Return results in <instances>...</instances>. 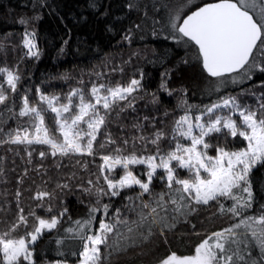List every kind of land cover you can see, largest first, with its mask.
<instances>
[{"label":"trees","instance_id":"16d2710c","mask_svg":"<svg viewBox=\"0 0 264 264\" xmlns=\"http://www.w3.org/2000/svg\"><path fill=\"white\" fill-rule=\"evenodd\" d=\"M167 1L0 0V68H8L20 76L17 89L13 92L6 83V74L0 73V85L7 97L0 104V129H3L0 131V233L7 232L17 223L20 209L27 217L28 226L21 225L12 233L13 238L33 230L36 219L29 213L50 219L59 216L65 208L68 210L60 218L56 229L45 230L31 246L35 264H77L80 261V241L72 238L74 234L66 232V229L74 226L73 221L87 218L89 206L96 203L95 191L103 186L102 179L97 182V177L101 175L99 166L103 163L102 156L115 155L118 148L123 155L132 152L145 156L153 154L156 146L151 144V140L158 131L165 134L159 142L160 148L170 150L176 142L172 139L174 122L185 111H190L195 117L206 106L230 97L235 98L242 108L258 111L260 104H264V71H261L264 54L258 69L251 71L239 84L218 85L219 80L233 73L222 77L210 76L198 58V46L194 42L185 44L173 38V35L179 34L173 33L170 25L172 17L165 15L169 8ZM214 2L218 0H204L191 6L177 22L181 23L198 7ZM177 3L172 5L177 6ZM25 31L34 34L37 57L27 55L28 49L22 44ZM133 79L140 81V87L126 100L117 101L110 110L103 109L102 103L96 105L99 114L105 117V123L93 144V155L70 152L53 156L49 145L12 142L17 129H20V134L24 130L34 134L32 114L25 117L19 115L25 97L30 107L41 109L45 125L59 142L62 133L55 130L56 114L50 109L45 110L47 104L40 101L41 94L58 97L54 104L60 107L68 104V95L73 89H79L86 100L95 103V98L91 96L94 85L126 87ZM162 82H166V87H161ZM105 93L106 89H101L100 95ZM72 103H79L78 96L72 97ZM76 111L78 109H73V112ZM228 114L224 108L214 113ZM63 115L69 116L68 113ZM232 115L234 118L238 116L237 113ZM260 115L264 113L258 111V117ZM207 119L208 116L202 117V120ZM80 128L87 130V124L82 122ZM177 139L180 143H188L182 138ZM206 139L228 151L247 145L243 138H225L216 133ZM86 140L84 138L82 142L86 143ZM41 152L45 153L43 157ZM208 154L215 156V148L209 149ZM130 167L141 174V179L144 178L145 165ZM157 172L161 174L163 169H157ZM178 173L181 179L188 178L186 170L179 169ZM119 175L122 172L117 169L116 178ZM250 179L254 203L245 215L255 216L264 205V167L254 168ZM90 180L93 182L91 185L88 183ZM85 189H91V193ZM41 192L49 195L37 199V194ZM139 192V187L135 186L134 190H125L111 201L104 197L101 203L112 204L109 216L104 218L109 219L115 209L120 208L122 219L137 220L138 206L143 202L156 207L153 201L159 193H166L168 189L164 181L157 179L152 192L145 193L142 200L136 198ZM126 196L133 197V202L126 200ZM168 199L165 196V200ZM223 203L230 206L232 202ZM133 204L137 206V211L131 210ZM218 206L210 202L208 206H197V211L190 215L179 217L176 227L166 232L167 242L159 235L158 226L151 225L150 219L140 229L130 225L134 229L132 233L121 227L120 231L128 238L121 239L119 247L126 250L115 251L102 245V253H111L105 264H159L171 252L181 256L191 255L207 235L235 222L229 215L218 214ZM173 207L171 203L167 206L169 223L177 215ZM48 208L52 211L49 212ZM157 211L161 216L165 215L160 209ZM102 216V212L96 213L93 231L98 228ZM150 225L153 235L144 240L141 233L147 235ZM58 240L61 243L58 244ZM249 241L251 243H247V247L240 245L245 260L239 264H261L264 251L250 235Z\"/></svg>","mask_w":264,"mask_h":264},{"label":"snow or ice","instance_id":"6c2138e0","mask_svg":"<svg viewBox=\"0 0 264 264\" xmlns=\"http://www.w3.org/2000/svg\"><path fill=\"white\" fill-rule=\"evenodd\" d=\"M249 8H258L261 22H258ZM177 18L170 21L174 39L183 41L185 44L194 42L198 46V58L202 61L203 69L212 77H222L226 73H234L244 69L249 64V58L253 56L254 49L264 48V0H218L214 3H206L197 10L187 15L181 23ZM26 34L24 46L28 49L27 55L38 56V50L33 39ZM127 38V37H125ZM184 38H187L185 40ZM259 42V44H258ZM264 71V68L261 69ZM0 73L6 74V83L13 92L17 89V82L20 76L8 68H0ZM140 87V81L133 79L128 86L120 85L108 87L104 84L93 86L91 96L95 98V103L86 100L83 92L73 89L68 95V104L57 107L54 101L59 98L49 97L41 94L39 99L46 102L47 109L55 113L56 131L62 133V140L50 134V129L45 125V117L38 107H30L27 97L24 98V106L19 115L21 117L32 114V128L34 134L24 130L23 135L20 129L16 130L12 138L13 143H28L49 145L51 154L57 153L67 155L68 153L94 154L93 144L97 139L101 126L105 123V117L99 114L96 105L102 103L105 110L120 100H126L127 96ZM161 87H166V82H162ZM101 89H106L105 95H100ZM39 91V90H37ZM78 96L79 103L73 105L72 97ZM3 86L0 85V104L6 101ZM227 109L228 115H214L215 111ZM73 109L78 111L73 112ZM260 113H264V104H260ZM258 111L250 108H242L235 98L224 99L219 103L206 106L200 115L193 117L190 111L180 116L174 122L172 129V139L175 142L170 150L163 151L159 142L164 138L163 132L155 133V138L151 144L156 146L155 152L150 155H137L135 152L123 155L121 149L115 150V155H104L101 157L103 163L99 166L101 175L97 177L99 183L102 179L103 186L95 191L96 203L88 208L87 218L73 221V227L66 229V232L73 233L72 238L80 241L82 250L80 264H105L111 253H102L101 246L121 251L119 242L127 239L120 231L121 227L126 228L128 233L133 232L135 225L137 229L144 227L149 219L151 225L158 226L159 235L167 242L166 232L172 231L179 222V217L190 215L197 211V206H208L210 202L217 203V213L229 215L235 220L229 227L207 235L196 247L192 255H177L171 252L159 261V264H239L245 257L241 255V244L251 243L249 235L254 238L255 244L264 251V205L258 215H245L254 203L252 180L250 176L254 168L264 167V115L258 117ZM68 113V117H63ZM232 113H237L234 118ZM214 115V118H213ZM208 116L207 120L202 117ZM70 121V122H69ZM87 124V130L80 128L81 123ZM198 130V131H196ZM3 131V129H0ZM220 134L227 138L240 137L247 142L246 147L228 151L224 147L213 145L206 138H212V134ZM87 137L86 143L82 140ZM182 138L188 141L187 144L180 143ZM114 143V141H111ZM125 143H127L125 141ZM104 147L103 144L100 145ZM215 148L216 155L211 156L208 150ZM40 155L43 157L44 152ZM175 162V164H173ZM145 165L147 170L142 174L135 173L130 166ZM117 169L122 175L117 176ZM157 169H163V173L158 174ZM186 170L188 178L181 179L178 170ZM202 173L206 175H202ZM164 181L168 192L159 193L153 201L156 207H151L149 203H141L137 212V220L128 221L121 218L120 208L109 219V209L111 202L101 203L104 197L111 201L113 197H120L125 190H134L139 187L137 199H141L145 193L152 192L155 180ZM93 183L91 180L88 182ZM91 193V189H85ZM46 192L37 194V199L48 196ZM165 196L169 199L165 200ZM130 203L133 197H124ZM223 201H231L230 206H226ZM174 205L173 212L177 215L172 217L173 222H168L167 206ZM145 209H149L145 212ZM160 209L165 213L161 216ZM132 211H137V206L133 204ZM51 212L52 209L48 208ZM67 208L59 213V216H52L50 219H43L29 213L36 219V224L31 232H25L23 236L13 238L14 233L21 225L27 228L28 220L20 209L17 223L13 224L7 232L0 233V264H35L33 259V249L37 240L45 230L56 229L62 218L67 213ZM102 212L103 216L99 220V226L93 231V222L96 221V213ZM151 225L147 229V235L141 233L144 240H148L152 235ZM111 241V243H110ZM61 243V241H57ZM59 264V262H58ZM264 264V257L261 259Z\"/></svg>","mask_w":264,"mask_h":264},{"label":"rangeland","instance_id":"374dc122","mask_svg":"<svg viewBox=\"0 0 264 264\" xmlns=\"http://www.w3.org/2000/svg\"><path fill=\"white\" fill-rule=\"evenodd\" d=\"M204 0H168L167 2H168V4H169V8H168V10L165 12L166 14L165 15H169V16H171L172 17V19L173 18H179V17H181L183 14H184V12L185 11H187V10H189V8L192 6H196V5H198L199 3H201V2H203ZM176 2H178L177 4L179 5H177V6H175V5H172V4H174V3H176ZM257 4L259 5L260 4V0H257ZM168 6V5H167ZM175 6V7H174ZM174 7V8H173ZM249 11H250V13H252L253 14V16H254V18L258 21V22H261V17H260V15H259V11H258V8H256V9H252V8H249L248 9ZM26 34H33L32 32H30V31H25L24 33H23V41H22V44L24 45V39H25V37H26ZM28 38L29 39H33V41H34V38H33V36H31V35H29L28 36ZM35 43V42H34ZM34 50H36V49H34ZM264 54V48H262V47H258V48H256V51H255V56L254 57H252L251 58V60H250V62H249V64L248 65H246L245 66V68L244 69H241L239 72H235V73H233L232 75H230L228 78L226 77V78H223V79H221V80H219V82H218V85H225V84H239L240 82H241V80H243V79H245L247 76H248V74H250L251 73V71H253L254 69H258V67H259V64H260V58L262 57V55ZM106 94V93H105ZM105 94H103V95H105ZM224 100V99H223ZM55 105V104H54ZM220 110H222V109H220ZM63 117H65L64 115H63ZM70 122V121H69ZM21 135H23V133L21 134ZM85 138H87V137H85ZM83 143V142H82ZM204 174V173H203ZM202 174V175H203ZM204 175H206V174H204ZM192 254H194V253H192ZM191 254V255H192ZM80 260H81V258H80ZM54 264H58V262L57 263H54ZM59 264H65V263H60L59 262ZM77 264H80V261L77 263Z\"/></svg>","mask_w":264,"mask_h":264},{"label":"water","instance_id":"95a60500","mask_svg":"<svg viewBox=\"0 0 264 264\" xmlns=\"http://www.w3.org/2000/svg\"><path fill=\"white\" fill-rule=\"evenodd\" d=\"M190 14H191V13H190ZM190 14H189V15H190ZM250 58H251V57H250ZM250 58H249V60H250ZM240 70H241V69H240ZM238 71H239V70H238ZM226 74H230V73H226Z\"/></svg>","mask_w":264,"mask_h":264}]
</instances>
